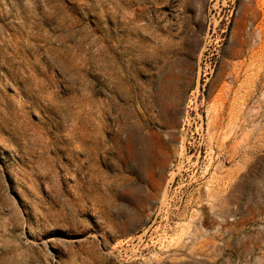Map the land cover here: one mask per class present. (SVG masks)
Here are the masks:
<instances>
[{
    "label": "rangeland",
    "instance_id": "rangeland-1",
    "mask_svg": "<svg viewBox=\"0 0 264 264\" xmlns=\"http://www.w3.org/2000/svg\"><path fill=\"white\" fill-rule=\"evenodd\" d=\"M0 264H264V0H0Z\"/></svg>",
    "mask_w": 264,
    "mask_h": 264
},
{
    "label": "bare ground",
    "instance_id": "bare-ground-1",
    "mask_svg": "<svg viewBox=\"0 0 264 264\" xmlns=\"http://www.w3.org/2000/svg\"><path fill=\"white\" fill-rule=\"evenodd\" d=\"M145 152H140V151L136 150L135 148H133V150H132V156L133 157L132 158H134L135 162H137L140 160V158H142L143 156H146L147 153L145 154Z\"/></svg>",
    "mask_w": 264,
    "mask_h": 264
}]
</instances>
